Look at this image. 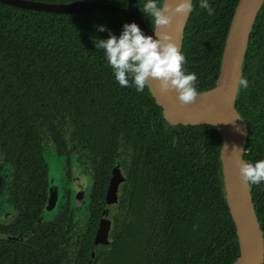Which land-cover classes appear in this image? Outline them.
Wrapping results in <instances>:
<instances>
[{"label": "trees", "instance_id": "trees-1", "mask_svg": "<svg viewBox=\"0 0 264 264\" xmlns=\"http://www.w3.org/2000/svg\"><path fill=\"white\" fill-rule=\"evenodd\" d=\"M94 1L122 8L128 2ZM238 1L209 0L214 12L208 15L193 0L181 50L185 67L197 73L198 92L217 82ZM124 23V16L110 8L64 13L0 1V154L10 165L6 192L21 214L18 223L32 220L36 228L24 241L0 235V264H231L238 257L236 225L225 198L221 134L211 124H171L148 86L137 92L116 82L103 50L94 46L108 32L96 26L119 35ZM243 77L248 87H240L236 107L248 122L244 156L254 162L264 159V4ZM48 143L67 156L68 164L77 157L92 175L80 218L87 217L85 225L68 223V218L79 221L70 215L72 197L54 221L34 223L49 194ZM115 166L125 180L118 201L107 205ZM68 174L72 177L70 169ZM251 186L264 231V183ZM106 207L113 226L103 244L95 233Z\"/></svg>", "mask_w": 264, "mask_h": 264}, {"label": "water", "instance_id": "water-1", "mask_svg": "<svg viewBox=\"0 0 264 264\" xmlns=\"http://www.w3.org/2000/svg\"><path fill=\"white\" fill-rule=\"evenodd\" d=\"M0 1L25 8L64 13H88L110 8L119 11L125 17V22L130 23L135 21L146 35L152 34V29L147 27L133 8L136 0H130L127 8L110 3H96L94 0H78L71 3H45L35 0ZM263 4L264 0L238 1L226 37L217 82L210 89L200 91V95L193 104L182 107L175 92H168L162 95L155 81H152L151 85L148 86L156 102L162 106L164 117L169 123H182L186 125L211 124L221 134V161L225 198L236 225L240 246L239 255L231 264H264V231L256 212L252 186L241 181L239 171L234 166L237 153L233 151V146H237L246 152L249 138L248 122L239 113L236 107V100L241 87L238 81L243 76L246 52L255 21ZM190 15L191 13L188 16L177 14L173 23L164 29L170 32L173 40L181 49ZM224 145H227V148ZM245 152L242 153V159L244 160H246L244 156ZM80 170L88 173V170L77 161L76 165L72 168L71 183L74 180L75 184H77V186L73 184V188L76 186L77 189L73 199L74 208L84 211L86 202L89 199V192L83 186L84 179ZM49 178V194L44 207L45 213L56 211L59 208V201L62 196V191H60L59 186L50 177V174ZM124 180L125 176L121 168L115 166L112 170L106 192L107 205L118 201L119 186ZM86 184H88L87 181ZM110 230L111 218L109 217V210L106 207L100 217L99 226L95 233V241L106 244L109 241Z\"/></svg>", "mask_w": 264, "mask_h": 264}, {"label": "clouds", "instance_id": "clouds-1", "mask_svg": "<svg viewBox=\"0 0 264 264\" xmlns=\"http://www.w3.org/2000/svg\"><path fill=\"white\" fill-rule=\"evenodd\" d=\"M193 6V0H136V7L151 23V35H146L135 21L124 23L119 35L106 25L96 26L99 32L107 31L108 36L97 38L94 46L103 50V57L120 86H134L137 92H143L155 81L162 95L175 92L182 107L196 101L200 95L196 87L197 73L185 67L186 57L180 46L164 30L177 14L188 16ZM199 8L208 15L214 12L209 0H199ZM238 83L248 87V80L243 76ZM233 151L237 153L234 166L241 181L249 186L264 183V159L244 160V149L233 146Z\"/></svg>", "mask_w": 264, "mask_h": 264}, {"label": "flooded vegetation", "instance_id": "flooded-vegetation-1", "mask_svg": "<svg viewBox=\"0 0 264 264\" xmlns=\"http://www.w3.org/2000/svg\"><path fill=\"white\" fill-rule=\"evenodd\" d=\"M129 2H130V0H128L125 8H127L129 6ZM133 8L135 9V12L139 15L141 20H143L144 23L147 25V27L152 29L149 19L146 18L136 7V2L133 5ZM124 19H125V17H124ZM63 156H65V155H63ZM65 158L67 160V156H65ZM69 165H70V163L68 164V162H67L66 163V170H65V173H66L65 177L71 183L72 177H70L68 174L69 169L71 171V168H69ZM9 181H10V179H9ZM63 182H64V179H63ZM8 183L7 182L6 183L0 182V185H1V188H0V226L3 229L2 233H0V235L8 237L13 242L24 241V240L28 239L30 232L32 233V232L36 231V228L35 227L32 228L30 226V224L33 222L32 220H29L28 222H25V224H22V225H20L18 223V221L20 220L21 214L18 213L17 209L14 208V206L9 201V197L7 195V192H6ZM73 184L77 186V184H75V182L74 183L72 182L70 187H68L69 183L67 185H63L64 187L62 190V198H61V199H63V203H62L63 206H59L60 207L59 211L56 210L53 214L45 213L44 211H42L40 216L37 215V217L34 219L35 220L34 223L36 224V227L39 226L40 222L46 223L48 220L50 222L54 221L55 215L58 212L59 213L64 212L62 210H63L64 203H65L67 197H72L74 199L75 194H76L77 189H76V186L73 188ZM89 187H91V185L89 186L88 184H86L85 190L87 192H89L88 191ZM88 196H89V193H88ZM47 199H48V195H47ZM64 199H65V201H64ZM60 202H61V200H60ZM60 202H59V205L61 204ZM84 214H85V212H83V211H79L76 209H75V211H74V209L70 210V215L74 216L76 218V220H79V221H73L72 218H68V223L71 222V224H72V222H73V224H72L73 227H77V224H80V223L85 225L87 223V217L84 220H80V218ZM51 225H52L51 230H54V223H52ZM111 229H112V223H111ZM76 233H78V232H76ZM70 234H72V233H68V235L66 234V236H68V238H69V236H71ZM66 236H64L65 239H67Z\"/></svg>", "mask_w": 264, "mask_h": 264}, {"label": "rangeland", "instance_id": "rangeland-1", "mask_svg": "<svg viewBox=\"0 0 264 264\" xmlns=\"http://www.w3.org/2000/svg\"><path fill=\"white\" fill-rule=\"evenodd\" d=\"M45 156H46V159H47L48 164H49L50 177L55 181V184H57V186H59L60 191L63 190V187H64L63 185H67L69 183L68 187H70L71 183L65 177V174H66L65 170H66V163H67L65 156H63V154H59L57 149L54 146L50 145V143H48V146L45 149ZM76 160H77V157L73 156V160L71 161V163L69 165V168H71V171H72L73 166H75L77 163ZM9 167H10V165H6L3 162L1 154H0V180L3 183L9 182V179H10V170H9L10 168ZM80 172H81L82 177L84 179L83 186L86 187V181L88 182L89 186L92 185V177L90 174H88L89 172L86 173L83 170H80ZM123 175H124V172H123ZM63 179H64V182H63ZM73 183H74V180H73ZM0 188H1V185H0ZM61 198H62V196H61ZM61 198H60L61 202L59 201L61 204L59 206H62V203H63V199H61ZM64 201H65V199H64ZM73 203H74V200H73ZM59 209H60V207L57 209V211H59ZM73 209H75V208H73ZM54 212L55 211L49 212V213L53 214ZM85 218H86V216L84 217V219ZM111 223H112V219H111ZM72 224H73V222H72ZM74 235L76 236V238L80 237V233H74ZM70 237L68 238L69 240H67V243H70V240H71Z\"/></svg>", "mask_w": 264, "mask_h": 264}]
</instances>
